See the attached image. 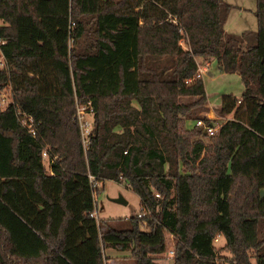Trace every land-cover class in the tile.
<instances>
[{"label": "trees", "instance_id": "obj_1", "mask_svg": "<svg viewBox=\"0 0 264 264\" xmlns=\"http://www.w3.org/2000/svg\"><path fill=\"white\" fill-rule=\"evenodd\" d=\"M231 9L0 0V92L12 96L0 108V264H106L107 250L157 264L167 234L173 264H264V0H255L256 32L226 35ZM210 61L243 86L222 96L221 122L203 115L195 77ZM88 103L84 150L74 115ZM17 112L31 117L34 137ZM88 176L127 186L144 217L125 229L92 218Z\"/></svg>", "mask_w": 264, "mask_h": 264}, {"label": "rangeland", "instance_id": "obj_2", "mask_svg": "<svg viewBox=\"0 0 264 264\" xmlns=\"http://www.w3.org/2000/svg\"><path fill=\"white\" fill-rule=\"evenodd\" d=\"M222 1L232 4V9L227 15L224 25L226 35H240L244 31L256 32V20L254 17L255 0ZM1 59L2 57L0 55V60ZM2 67H4V63L0 61V69ZM216 68V65H213L208 72L210 75L206 74L203 78L208 101L207 112L203 113V115L211 120H218L221 122L224 121V118L220 119L217 116L216 109L220 105L222 96L232 94L238 97L242 93L243 86L238 75L224 74ZM198 70H201L200 66ZM11 100L12 96L9 89L0 92V108L2 110L6 108ZM232 118V116H228L225 120ZM90 121L88 120L89 123ZM43 163L48 173V160L43 159ZM97 190L98 192L94 196L97 221H109L111 225L115 226L117 229H125L128 219L136 216L138 213H142L140 211L139 198L124 184H118L114 181H105ZM119 197L126 202L125 205L111 201ZM166 238L168 247L167 251L162 255V258L167 260L164 261V263L171 264L172 260L169 252L173 250L172 237L167 234ZM214 245L216 248L221 247L223 245V240L218 238V241L214 242ZM105 256L110 258L106 261V264H134L133 261L130 260L128 253L107 250L105 251ZM157 264H162V262L157 261Z\"/></svg>", "mask_w": 264, "mask_h": 264}, {"label": "built area", "instance_id": "obj_3", "mask_svg": "<svg viewBox=\"0 0 264 264\" xmlns=\"http://www.w3.org/2000/svg\"><path fill=\"white\" fill-rule=\"evenodd\" d=\"M2 44H3V42L0 41V45H2ZM0 61L3 62V58ZM195 77L201 78V70L197 71V74ZM17 115L20 117L21 125L23 126V128H25L27 130V132L32 137H34L35 136V130L33 127V120L31 119V117H29L25 114H22L20 112H17ZM92 118H93V109H92L90 103H88L86 105H77L76 104L74 121L77 124V127L79 129L80 138H81V142H82L84 150L86 149V146H87L88 141H89V135L92 131ZM88 120L89 121L91 120L90 123L88 122ZM195 125H196V127H202L209 136L214 135V133L217 130V127L207 126L201 120H198ZM42 159H47V155L45 152L42 153ZM88 178H89V181L92 185V189L94 191L97 190V188H99L100 184L97 183L93 177L88 176ZM155 197L159 198L160 196L158 194H155ZM94 206H95V201H94ZM144 215H145V213L142 212V213H138L136 215V217L137 218H143ZM90 216L97 220L96 209L93 213H91ZM217 241H218V238L215 239V242H217ZM172 255H173V252L171 251L170 256H172Z\"/></svg>", "mask_w": 264, "mask_h": 264}, {"label": "crops", "instance_id": "obj_4", "mask_svg": "<svg viewBox=\"0 0 264 264\" xmlns=\"http://www.w3.org/2000/svg\"><path fill=\"white\" fill-rule=\"evenodd\" d=\"M225 2V1H224ZM225 3H227V4H229V5H231L232 6V4L231 3H229V2H225ZM199 61V60H198ZM213 65H216V69H218L219 70V67L217 66V64L215 63V62H213V61H210V62H207V63H205L204 65H199L200 67H201V79L203 80V78L206 76V74H208V75H210L208 72H209V69L210 68H212L213 67ZM220 71V70H219ZM212 79V78H211ZM97 213V212H96ZM171 252V251H170ZM170 252H169V255H170ZM158 262H162V264H166V263H164V261H167L166 259H164V258H162V256H160L159 258H158V260H157ZM171 264H173L172 262H171Z\"/></svg>", "mask_w": 264, "mask_h": 264}, {"label": "water", "instance_id": "obj_5", "mask_svg": "<svg viewBox=\"0 0 264 264\" xmlns=\"http://www.w3.org/2000/svg\"><path fill=\"white\" fill-rule=\"evenodd\" d=\"M111 201L114 203H117V204H123V205L126 204V202L121 197L114 199V200H111Z\"/></svg>", "mask_w": 264, "mask_h": 264}]
</instances>
